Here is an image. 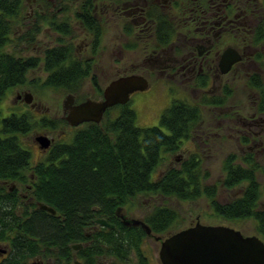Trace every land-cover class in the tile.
Returning <instances> with one entry per match:
<instances>
[{
  "label": "flooded vegetation",
  "instance_id": "flooded-vegetation-1",
  "mask_svg": "<svg viewBox=\"0 0 264 264\" xmlns=\"http://www.w3.org/2000/svg\"><path fill=\"white\" fill-rule=\"evenodd\" d=\"M95 1L92 14L102 34L97 48L91 34L76 17L81 1L47 0L38 3L34 0L29 6L30 16L38 10L45 17L55 16L58 25L64 28L68 25L72 29L71 34L63 35L64 42H58L61 38L57 36L51 37L43 50L68 47L75 63H80L89 72L80 89L73 92L62 89L66 92L64 101L71 100L72 106L88 99L101 101L104 89L112 81L138 75L145 78L148 88L153 84L166 87L175 95L173 100L194 104L200 109L201 121L186 141L189 144L211 147L210 139H218L222 144L226 137H231L239 161L247 156L254 160L264 157V0ZM69 9L74 10V16L69 21L65 17L60 18L58 14ZM158 19L168 26V35L159 37L156 31L160 23ZM112 27L117 31L114 39L120 43L104 45ZM107 31H110L109 35ZM50 34L59 35L54 31ZM165 36V40L160 42ZM101 56H105L106 61L109 58L111 63L113 56L118 58L112 66L103 63ZM109 70L115 72L114 77ZM86 83H90L96 93L93 98L82 93ZM25 93L16 92L15 102L26 104ZM27 107L36 112L43 109L34 96L32 104ZM68 112L62 108L59 118L53 123L57 125L55 128H63L61 134L66 142L75 129L91 123L70 126L66 120ZM40 116L45 117L43 114ZM39 135L46 136L51 142L48 149H42L34 141L39 157H46L56 139L46 133ZM24 148L31 155L28 147ZM180 159L176 158L170 167L180 163ZM44 165H47L45 160L31 158L25 166H17L21 177L0 180V264H83L85 261L81 260V256L88 254L84 252L86 247L95 244L94 235L101 229H117L118 225L97 218L91 220L92 225L83 233V241L69 243L67 250L62 244L53 245L41 240L38 236L41 223L36 219L38 216L40 219L51 217L58 222L64 221L39 199L41 193L35 172L38 166ZM148 198L156 203L161 200L152 195ZM154 207L147 211L144 209L145 213L142 210L144 214L136 218L128 216L122 208L120 216L115 213L114 222L132 228L125 226L123 219H138L145 223L146 216ZM97 220H104L113 228L101 226L96 223ZM134 228L143 230L141 227ZM171 231L164 234L151 231L147 236L143 230L144 242L151 246L152 241L156 242L154 237H165ZM114 236L120 237L118 233ZM76 246L77 249L74 248ZM104 249V253L97 258L103 259V262L96 259V264H121L127 260L112 255L105 245Z\"/></svg>",
  "mask_w": 264,
  "mask_h": 264
},
{
  "label": "trees",
  "instance_id": "trees-1",
  "mask_svg": "<svg viewBox=\"0 0 264 264\" xmlns=\"http://www.w3.org/2000/svg\"><path fill=\"white\" fill-rule=\"evenodd\" d=\"M46 1L36 0L38 3ZM79 1L76 17L91 34L97 48L102 34L92 14L96 1ZM27 2L0 0V105L12 89L36 84L28 81L27 75L42 63L47 73L42 87L73 92L89 77V72L80 63H75L68 47L49 48L43 55L44 60L7 51L12 42L19 47L35 42L44 24L64 36L72 33L68 25L65 28L58 25L55 16L45 17L34 10L31 25L14 41L15 26L26 22ZM28 14L30 16V11ZM158 21L159 37L168 35V26L161 23V19ZM200 121L201 111L196 105L172 100L161 114L159 126L141 128L136 125L135 111L128 104L118 105L105 112L100 124H85L74 130L69 141H56L45 157L47 165L38 166L35 176L39 180V199L64 221L38 216L36 219L41 222L38 236L53 245L62 244L67 250L69 243L83 241V233L92 225L91 220L103 218L118 225L117 229H101L94 235L95 244L86 247L84 252L88 254L81 256L85 261L83 264H96V259L105 251L104 245L121 260L134 254L138 264H149L141 250L145 239L143 230L122 227L114 222V217L117 208L125 209L139 196L152 195L165 204L171 200L195 202L204 198L213 215L227 222L252 219L257 235L264 241V207H259L261 188L264 192V166L251 156L238 161L235 154H229L222 160L220 185L227 191L241 189L235 199L226 203L217 200L216 185L203 183L208 173L202 171V161L197 155L186 156L180 163L155 175L167 155L183 149ZM53 123L48 119L36 121L28 112L9 111L4 115L0 110V180L21 177L17 166L23 167L31 160L21 137L39 124L50 129L55 127ZM258 175L263 178L262 185ZM145 223L153 233L164 234L174 230L180 220L174 209L159 205L146 216ZM116 233L120 237L114 236Z\"/></svg>",
  "mask_w": 264,
  "mask_h": 264
},
{
  "label": "rangeland",
  "instance_id": "rangeland-1",
  "mask_svg": "<svg viewBox=\"0 0 264 264\" xmlns=\"http://www.w3.org/2000/svg\"><path fill=\"white\" fill-rule=\"evenodd\" d=\"M26 9L24 11V17H26V22L19 23L17 26H15V34L12 36V39L16 41L18 36H22L25 29L31 25L33 20V15L29 16L30 11V5L31 0H27ZM56 11V10H55ZM74 10L69 9L65 11L63 14H58L60 18L65 17L68 21L74 16L73 14ZM49 26L47 24H44L41 27V32L36 36L35 42H27L23 44L22 46L15 45L14 42L9 44V46L6 48L8 52L15 53L18 56H24V57H36L41 60H44L43 54L45 51L43 50L44 44H47L51 37L57 36L58 38H61V40L64 38L63 35H55L50 34L52 31L48 29ZM112 33L110 34V31H107V34H110V37L105 39L104 45L107 44H119L120 41L115 40L114 38L117 36V31L114 27L111 28ZM112 40V42L110 41ZM42 49V50H41ZM41 50V53L40 51ZM44 52V53H43ZM117 56H113L111 59L113 61H117ZM102 62L105 64H111L110 59L106 61L105 56H101ZM42 63V62H41ZM113 66V65H112ZM40 68V69H39ZM43 69V63L40 64V66L36 69H32L28 72L27 78L28 81H31L33 83L36 82L34 85H27L19 88L12 89L9 93H7V96H5L4 100L2 101L0 105V110L4 115H7L9 111L13 112H19V113H30L34 120L40 121L41 119H45V121L51 120L56 121L60 114L61 109L63 108V101L66 96V92L62 89H51L42 87V83L44 82L47 73L45 71H42ZM109 72L112 74V77H114V71L109 70ZM108 76V80H109ZM30 92L35 97L36 101L41 104L43 107L42 111L36 112L35 109H31L27 107L29 104H21L20 102H15L14 98L16 96V92ZM82 93H84L85 97L93 98L95 96L94 90L91 88L90 83H86L85 88L83 89ZM173 93L168 90L166 87L156 86L153 84L150 86L146 91L144 92H136L130 97V101L128 102V106L132 108L136 113V125L141 128L145 127H152V126H159V119L163 111L170 105V103L173 100ZM26 105V106H25ZM115 109H113L114 111ZM40 114H43L45 117L40 116ZM57 125H55L56 127ZM206 126V125H205ZM50 130L43 127H40V124L37 125L36 128L28 132L25 136L21 137V142L25 144L28 147V150L31 153L32 160H45V157H39V153L37 148L34 146L35 144V138L41 133H46L47 135H50L51 137H54L56 141L60 142H66V138H63L61 134V130L63 128H55ZM200 127L202 125L200 124ZM199 135V134H197ZM70 140V139H69ZM68 140V141H69ZM35 141V142H34ZM210 144L212 143L211 147H194L193 145L189 144V142H186L183 146V149L167 155L165 161L157 168L155 175H160L165 169L170 166L172 162L175 161V159H180L181 161L186 157L189 156V154H196L201 158V167L203 172L208 173V178L203 180V183L206 185H216L217 186V200L222 203L229 202L232 199H235L236 196L240 194L241 189L236 188L231 191H227L220 185V181L222 179V173H221V162L222 160L227 157L229 154H235L237 156V148L233 145V139L231 137H226L225 141L221 144L218 139L209 140ZM37 143V142H36ZM38 144V143H37ZM259 158L257 161L260 165L264 166V157ZM239 161V159H238ZM258 182L262 185L263 178L258 175ZM261 199L259 201V207H264V192L261 188L260 191ZM155 203V204H154ZM157 205H167L170 208L174 209L177 214L179 215L180 223H178L177 227L174 228V230H179L182 228L187 227L190 223H192L196 218H198L203 224L208 223L211 225H224L227 227H230L235 230H242L243 234L246 236H257V232L255 230V222L252 219L247 220H239V221H225L215 215H213L211 209L209 208L208 202L206 199L201 198L198 199L195 202H178L176 200H171L170 203L165 204L162 200H159V202H152L151 199L148 198V196H139L134 200L133 204L129 206V204L125 207V211L127 212L128 216L136 218V216H140V214H144L147 210H150ZM146 209V211L144 210ZM144 210V213L141 212ZM182 221V222H181ZM175 231H171V233H174ZM158 249L159 244L157 242L152 241L151 246H147L145 242H143V245L141 247L142 253L145 257H147L150 264H159L158 262ZM99 262H103V259H97ZM96 261V262H97ZM138 259L136 255L131 254L128 259L121 263V264H137Z\"/></svg>",
  "mask_w": 264,
  "mask_h": 264
},
{
  "label": "water",
  "instance_id": "water-1",
  "mask_svg": "<svg viewBox=\"0 0 264 264\" xmlns=\"http://www.w3.org/2000/svg\"><path fill=\"white\" fill-rule=\"evenodd\" d=\"M147 89L148 83L141 76L120 77L104 89L101 101L88 99L74 106L71 100L63 101L64 111L69 110L66 120L73 127L87 122L99 124L108 109L128 104L131 95ZM32 100V93L24 94L26 104H32ZM35 141L42 149H48L51 143L46 136H37ZM42 208L54 213L49 208ZM121 210L117 208L115 213L120 216ZM96 223L113 228L104 220ZM123 224L141 227L147 236L151 233L147 224L138 219H123ZM163 237H154L159 242V264H264V241L259 237L246 236L242 231L224 225L203 224L198 218L187 227Z\"/></svg>",
  "mask_w": 264,
  "mask_h": 264
}]
</instances>
